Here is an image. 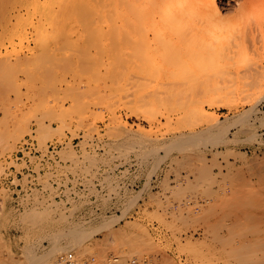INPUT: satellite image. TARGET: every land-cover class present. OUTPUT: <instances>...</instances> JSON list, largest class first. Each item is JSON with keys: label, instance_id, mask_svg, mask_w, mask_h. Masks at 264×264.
Masks as SVG:
<instances>
[{"label": "rangeland", "instance_id": "rangeland-1", "mask_svg": "<svg viewBox=\"0 0 264 264\" xmlns=\"http://www.w3.org/2000/svg\"><path fill=\"white\" fill-rule=\"evenodd\" d=\"M67 1L0 0V174L22 165L15 152L27 135L57 144L60 157L38 174L49 195L15 197L0 186V264H53L65 251L139 264H262L264 246L258 263L247 250L264 242V92L232 107L209 102L226 69L172 83V55L151 22H110L96 0L83 3L95 13ZM238 1L216 0L229 15ZM255 20H224L233 28L223 38L244 24L257 42ZM188 96L206 115L188 113Z\"/></svg>", "mask_w": 264, "mask_h": 264}, {"label": "bare ground", "instance_id": "bare-ground-1", "mask_svg": "<svg viewBox=\"0 0 264 264\" xmlns=\"http://www.w3.org/2000/svg\"><path fill=\"white\" fill-rule=\"evenodd\" d=\"M80 1H82V0H75V2L74 1L73 2L75 3V5H77L78 3L80 4ZM97 1H99V2L96 3ZM67 2H69V0ZM87 2H88L87 0H83L82 4L83 3L86 4ZM96 2H95L96 6L98 4L103 5L104 8L102 6H100L101 11H102V9H104V15L106 16L105 18H107V20L109 19L110 22L111 21L113 22L115 20H121L122 21L124 19L130 21V20H137V19L141 18V19H143V21H149L152 23V31L155 32L156 34H158V36L163 37L161 43H160V41H158L157 43H160V46L163 43L162 44L163 46L161 47L163 49L162 51L166 50L168 53H170L172 55L170 61L168 60V62L170 63L169 64L170 70H168V74L166 75V78L168 80H170L172 83H182V82H188V81L190 84L198 83L199 81L203 80V78L209 77V75L211 74L210 68H215V69L222 68L223 70L226 69V71H228L226 73V75L224 74L225 77H223V79H226V80H224L222 84H218V82H212L213 86H212V89H210V92H213L212 93L213 95L210 96L211 98L210 97L208 98L209 102L214 100V98H216L218 100L217 97H219V100H220V98H222L224 100L222 102L224 104V106L232 107L234 100H237V99L241 100L242 99V101H243V99H244L246 102H248L250 100H254L256 97H258L260 94H262V92H264V0H240V1H238V3H236V5H234L235 7L232 5L233 7H231L232 12L230 13V15L224 14L222 12L223 7L221 8V5L219 3H217L216 0H96ZM85 4H83L85 9L91 8V7H87V5L85 6ZM74 8H76V10H74V11H77V7L74 6L72 9H74ZM92 8L94 9L95 7L93 6ZM92 8L89 9L88 11L92 10ZM36 11H38V10H36ZM93 11L95 13V9ZM87 12H86V15H88L90 13V12H88V14H87ZM92 14H89V16H92V18H93ZM252 14H254L256 16L255 29H256V34L259 36V40L257 42L253 41L252 37L247 38L246 36H244V32H245V30H244L245 26H243L244 24L240 25L238 28L239 37L233 38L232 40H225L223 38V33L226 30L230 31V29L233 28V26H229L228 23H224V20H226L228 18H235V19L239 20L241 23H246V21L249 19L250 15H252ZM104 15L101 14L100 16L102 17ZM75 16H77L76 13H75ZM100 16L98 17V14H97V18H100ZM43 17H45V16H43ZM102 18H104V17H102ZM76 19H77V17H76ZM88 19H89V17H88ZM88 19H86V20H88ZM110 26H112V24H110ZM115 28L116 27H114V29ZM113 31H115L114 33H116L118 30L115 29ZM38 32L40 33V31H38ZM110 33H112V31ZM40 35L41 34H39V36ZM40 37H42V36H40ZM164 44H165V46H164ZM167 48L169 50H167ZM150 50H151V48H150ZM160 52H161V50L158 53L160 54ZM2 60H3V58H2ZM0 62H2L1 59H0ZM1 64L2 63H0V65ZM3 64H5L4 68H5V66L7 67V65H8V63L6 64L5 62ZM205 69H209L208 72H204ZM4 71H6V70H4ZM3 74H4V72H3ZM133 76H134V74H133ZM1 79H3V78H1ZM4 80L8 81L7 78L6 79L4 78ZM196 92H197V90L193 91L192 93L190 92V93H191V95H193V93H194V95H196L197 94ZM214 93H216L215 96H214ZM233 93H234V98H233ZM209 94H211V93H209ZM229 94H231V95H229ZM185 95L187 96L188 93L186 92ZM263 95H264V93H263ZM198 96H199V94H198ZM236 96H237V98H236ZM187 98H189V100L186 99L187 103L189 101V104L191 106L189 108L190 110L188 111V113L193 112L195 115V113L198 111L200 114L203 113L202 115H206V114H204V112L201 111L202 107L197 105L199 97L191 98V96H188ZM1 99L3 100V97ZM236 102H235V104H236ZM184 104H185V102H183V105ZM139 107L141 109V106H139ZM5 109L8 110V108H5ZM144 109H145V107L142 108L141 110L146 112L147 109L146 110H144ZM5 114H4V116H5ZM2 119H3V116H2ZM6 121L7 120H5V124H7ZM2 122H3V120H2ZM215 124H216V122H215ZM215 124H214V126H215ZM3 125L4 124H2V126ZM5 127H6V125H5ZM4 132H6V131H4ZM193 135L195 136V134H193ZM248 138H249V136H248ZM182 141H183V139H182ZM185 179H187V178L185 177ZM261 181L262 180H260V182ZM184 183H189V182H184ZM177 185H179V184H177ZM178 187L176 186V188H178ZM251 189H253V188H251ZM245 191H247V190H245ZM232 196H234V195H232ZM255 200H256V198H255ZM215 201H217V200H215ZM250 202H252V201H250ZM254 204H256V203H254ZM255 206H257V205H255ZM206 208H207V206H206ZM210 208L212 211L213 207H210ZM210 208H207V209L210 210ZM213 209L215 210V208H213ZM262 209L264 210V207ZM201 210L203 212V209H201ZM194 214H193V217H194ZM174 215L172 214V216H174ZM196 220H197V218H196ZM220 220H221V218H220ZM135 223H133L132 225H134ZM208 224H210V223H208ZM135 225L138 226V223ZM251 225L253 227L255 226L253 224H251ZM131 226H129V227H131ZM252 226H250L249 228H251ZM247 227H245V228H247ZM212 228H214V227L212 226ZM248 230H250V229H248ZM255 231H256V229H255ZM237 232H241L240 229ZM252 232H254V231H252ZM209 233H210V231H209ZM239 234L241 235V233H239ZM243 234L244 233H242V235ZM235 235H236V233H235ZM236 236L238 237L239 235H236ZM220 237H222V236H220ZM58 238H59V232H58ZM213 238H215V237H213ZM215 239H217V238H215ZM255 239H257V237ZM257 240H255V242ZM247 242L248 241H246V243ZM247 244H243V245H247ZM263 244H264L263 240L262 241L260 240V241L256 242L255 245L251 244L252 247L249 248V250H247V254H252V253L255 254L256 253V256L254 254H253L254 256L251 255L252 259L256 257L255 259H253L255 262H257V260H259L258 262H260V259H258V257H257V252L261 249V246H264ZM258 245H261V246L259 247ZM237 246L234 248L235 251L236 252H237V250H238V252L242 251V249L240 250V248ZM248 246L249 245H247V248H248ZM254 246H256V247H254ZM257 247H259V249ZM253 248H255V250L257 248L258 251L256 250V252H255V250ZM234 249L231 248L230 250L233 252ZM250 249H252V252ZM226 251H228V250H226ZM248 251H250V253H248ZM237 255H238V253H237ZM235 256H236V254H235ZM248 256H250V255H248ZM261 259H263V257ZM253 260H250V261L253 262ZM263 260H261L262 264L264 262Z\"/></svg>", "mask_w": 264, "mask_h": 264}, {"label": "built area", "instance_id": "built-area-1", "mask_svg": "<svg viewBox=\"0 0 264 264\" xmlns=\"http://www.w3.org/2000/svg\"><path fill=\"white\" fill-rule=\"evenodd\" d=\"M58 149V145L52 142H46L44 147H40L34 138L25 136L15 152L16 161L22 165L18 169L14 165L4 167L0 174L1 188L7 193L10 191L15 197L29 194L35 188L42 189L40 191L44 196L49 195L50 189L42 188L38 174L53 169L57 162H60ZM48 181L56 186L54 178H49ZM52 195L58 197L60 193ZM53 264H139V262L135 257L124 260L115 253L104 256L97 254L78 256L72 251H65L56 255Z\"/></svg>", "mask_w": 264, "mask_h": 264}]
</instances>
